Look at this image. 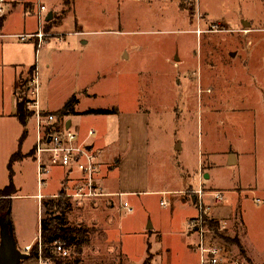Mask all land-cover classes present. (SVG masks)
Segmentation results:
<instances>
[{"label": "rangeland", "instance_id": "obj_1", "mask_svg": "<svg viewBox=\"0 0 264 264\" xmlns=\"http://www.w3.org/2000/svg\"><path fill=\"white\" fill-rule=\"evenodd\" d=\"M62 3L63 16L68 0ZM76 8L77 17L70 14L61 30L74 31L71 22L77 18L83 28L75 41L88 37L91 44L82 51H61L54 75L44 66L40 49V95L58 102L70 93L71 114L81 109L89 114L92 106L127 114L144 111L135 120L144 124L134 130L135 143L122 150L129 152L122 159V180L130 186L145 181L156 188H182L177 194L147 193L139 201L128 197L135 206L132 213L122 208V213L108 214L102 202L74 204L68 225L90 234L89 241L75 244L71 264H145L149 255V264L193 262L198 238L189 222L199 189L220 211L214 208L212 218L226 222L212 232L215 242L227 248L221 264H264V0H76ZM32 74L18 80L20 92ZM69 85L75 92L65 90ZM107 120L84 116L81 130L85 134L94 127V140L104 134ZM28 131L26 144L31 145L33 126ZM105 155L104 168L107 158L116 163L114 148ZM230 155L234 164H229ZM31 162L15 166L18 171L22 167L17 176L21 194L37 189ZM7 173L0 160V187L8 184ZM61 173L50 168L44 192L56 191ZM218 191L224 196L220 205L214 201ZM42 214L49 216L44 207ZM11 216L18 247L36 245L38 200L16 196ZM149 223L152 235L144 237L138 230ZM108 224L114 230L123 225L126 232H115L119 240L111 242ZM156 231L162 234L161 246H148Z\"/></svg>", "mask_w": 264, "mask_h": 264}, {"label": "crops", "instance_id": "obj_2", "mask_svg": "<svg viewBox=\"0 0 264 264\" xmlns=\"http://www.w3.org/2000/svg\"><path fill=\"white\" fill-rule=\"evenodd\" d=\"M108 1V0H107ZM39 4H44L46 6V12L44 13L45 22H44V29L46 32L50 33H58L61 34L62 39H59L57 36H50L51 38L47 40L38 47V39L33 37L28 40H21L16 35L22 33H32L37 31L38 25V10ZM64 4L62 0H5L4 8L5 13L0 16V140L3 142V148H0V160H2L3 168H6L7 173V182L8 184L4 185V187H0V199L6 198L5 196L1 195V191L5 189L10 182V174L12 172L13 175V183L15 185L16 192L11 197L13 199L16 196H29L35 197L38 200L39 209L41 213V220L43 216V207L44 202L49 199L57 200L59 198L66 199L67 202L70 204V209L66 213V219L69 211L73 207L74 204H83V203H91L99 204V203H106L108 206L105 207L107 209L108 214H113L114 211L118 210L119 213H122V208L127 210L128 212L132 213L135 210V206L131 202L128 197H137V200L144 196L145 194H177L179 193L180 189H165V188H156L151 187L149 182H142L137 184L138 186H130L124 183L122 180L121 171L122 168V159L124 156H127L128 153H122L126 147L132 146L135 143L133 141V137H135L134 130L137 127H144V124H140L136 122L137 117L141 115H145L144 111L139 110H132L129 114L125 113L124 111H119L117 109V113L113 114H92L84 112V109L77 111L76 114L66 115L63 118L66 119L68 127L76 130L79 134L80 140L86 139L88 135V131L93 129L96 134V130L94 127H89L88 131L85 134L81 130V119L84 116H88L89 118H96L97 116H105L107 118L106 130L103 135H98L94 140L91 138L92 135L88 139L89 146L98 151L99 154V168L95 173V180L96 182L102 187V189L107 193V195L96 197V198H70L67 197V192H71L77 187L79 184L85 181V175L76 167H64V166H53V169H61L62 175L60 177V183L56 191L53 192H44V189H39L38 186V174H37V163L34 159L35 153V141H36V121L32 114L27 120V123L23 125L21 120L18 117V103H19V93L20 90L17 87L18 80L22 78L28 77V75L32 72L35 66H38L39 74L41 76V69L38 62V54L40 53V49L43 48V64L47 68L48 73L54 75L56 71L54 68L55 63L59 62L57 60L60 52L63 50H77L80 47L81 51L82 48L88 47L91 44V38L83 37L79 38L78 43L75 41L74 35H80V31L83 28V25L78 23V19L71 24L75 23L74 31H63L61 28L66 24L68 21V17L70 14H74L77 17V8H76V0H68V8L69 10L65 12L62 16V11L64 9ZM104 6V5H103ZM52 14L51 19L47 20L49 14ZM63 33L70 35L71 33L73 36L71 38H67L68 36L62 35ZM77 44V46H76ZM75 70V69H72ZM53 80L52 78L50 79ZM68 80V79H66ZM70 83V81H68ZM75 85V82H71V84ZM53 85V83H52ZM73 85H69V89H65L69 92H75L76 87ZM41 86V85H40ZM86 87H80L79 90H82ZM70 93H67L65 97L61 99V101L53 102L50 97L46 98L41 95L42 100V108L45 112L55 113L63 108L66 102L69 100ZM82 105V104H81ZM94 109L98 108H107L109 107H100V106H92ZM76 117V118H75ZM123 119L121 120V118ZM125 117H129L128 120H124ZM60 119V118H58ZM77 122L74 123V120ZM132 119V120H131ZM29 125L33 126L34 133H35V140L34 143L31 145H27L26 141L28 136L30 135V131H28ZM138 130V129H137ZM25 133L24 138H22L23 134ZM143 136L145 133L143 132ZM22 138V139H21ZM125 144V148H124ZM114 148L117 151L118 159L116 160L115 164H110L111 160L107 158V167L104 168L103 158L107 157L104 154L109 151V149ZM106 151V152H105ZM19 152L20 155L16 160L12 162L11 170L9 169V163L13 154ZM116 154V152H115ZM120 156V157H119ZM31 157V158H28ZM31 159V163L35 167V174H36V191L27 194L19 193L20 187L17 181V176L21 172L23 166L21 164L20 170H15V166L18 163L25 162V160ZM234 162L236 161L235 158ZM234 164V163H233ZM19 172V173H18ZM48 176L46 177L47 182ZM6 180V179H5ZM190 185V184H189ZM42 194L43 197L41 199L38 198V195ZM178 197V196H177ZM87 200V201H84ZM176 200L181 201L178 197ZM226 200V199H225ZM229 200V199H228ZM124 202H128L132 211H129L127 208L124 207ZM163 202H161L162 204ZM219 206V205H218ZM195 207V205H193ZM232 206L229 208L231 210ZM42 209V212H41ZM45 209V207H44ZM115 209V210H114ZM196 209V207H195ZM46 210V209H45ZM217 213V207L215 208ZM222 212V211H221ZM197 213V211H196ZM224 213H228V211H224ZM196 214L191 216L193 218ZM97 216V215H96ZM94 216V217H96ZM12 217V216H11ZM189 218V219H190ZM188 219V220H189ZM123 225L117 226V229L114 230L110 228L111 226L108 224L106 225V235L109 238V241L113 242L115 240H119L118 235L115 236V232L122 234L126 232V229L122 227ZM120 227V228H118ZM154 225L149 223L148 225H144L143 229H139L138 232H143L146 235H152ZM41 221L39 223V235H41ZM148 233V234H147ZM14 235L16 238V232L14 228ZM162 234L156 231L154 241L148 239V246H155L158 244L161 246ZM115 238V239H114ZM39 239V236L37 240ZM17 243L18 239L16 238ZM121 243V241H120ZM19 246V243H18ZM27 247V246H26ZM24 247L21 249L22 251L26 248ZM191 249V248H190ZM193 249L190 250V252ZM195 250L197 257L195 260L189 264H198L199 263V254L196 249ZM24 252V251H23ZM71 258L69 259H61L57 262V264H71Z\"/></svg>", "mask_w": 264, "mask_h": 264}, {"label": "built area", "instance_id": "obj_3", "mask_svg": "<svg viewBox=\"0 0 264 264\" xmlns=\"http://www.w3.org/2000/svg\"><path fill=\"white\" fill-rule=\"evenodd\" d=\"M5 0H0V16L5 12ZM46 6L39 4L38 29L32 33H22L16 36L21 40H28L33 37L38 39V47L46 41L47 36L53 33L44 29ZM62 39L61 35H57ZM19 98L24 100L36 121V141L34 159L37 163L38 186L39 189L46 185V176L53 166H64L73 168L76 166L84 175L85 181L79 184L66 196L70 198H96L107 195L102 187L95 180V173L99 168V152L92 149L87 142L95 134L93 129L88 131L86 139L80 140L76 130L68 127L64 118L58 119L54 113L45 112L41 106L40 95V74L38 66L33 69L29 86L19 93ZM198 199L195 203L196 215L190 220V227L197 235L196 249L199 254L198 264H221V260L226 258L227 248L216 243L212 232L214 227L210 221L221 223L225 228L226 222L212 218V211L215 205L208 203L202 189L197 190ZM42 194L38 195L41 199ZM216 204H221L224 196L221 191L214 194ZM124 207L132 211L128 202H124ZM215 231V230H214ZM76 246H67L65 242L55 240L44 245L41 235H39L36 245L27 246L23 251L29 254V259L21 264H57L61 259H69L76 252Z\"/></svg>", "mask_w": 264, "mask_h": 264}, {"label": "trees", "instance_id": "obj_4", "mask_svg": "<svg viewBox=\"0 0 264 264\" xmlns=\"http://www.w3.org/2000/svg\"><path fill=\"white\" fill-rule=\"evenodd\" d=\"M24 100L19 98L18 103V117L21 122L24 124L27 123L29 118V114L27 110H25ZM72 99H69L63 108L54 114L58 118H63L66 115H70L74 113L72 107ZM116 109H107V108H98L94 110H90V113L96 114H113L117 113ZM25 133L22 138H24ZM21 138V139H22ZM19 152L13 154L11 161L9 163V169L11 170L12 162L16 160L20 155ZM16 189L13 183V175L12 172L10 174V182L9 185L1 191V195L6 198L0 199V220L4 218H8L10 222V228L13 229V223L11 220V206L12 200L11 197L15 194ZM44 207L46 209V214L49 213L48 217H43L41 220V238L44 245L54 242L55 240H60L65 242L67 246H75L77 243L81 245L82 243L89 241V230L77 228L75 226H70L66 220V213L70 209V204L66 199L59 198L57 200L49 199L44 202ZM218 222L210 221V225L215 227ZM243 248L242 246H239ZM151 256L149 255L145 261V264H149ZM60 263V261H59Z\"/></svg>", "mask_w": 264, "mask_h": 264}, {"label": "water", "instance_id": "obj_5", "mask_svg": "<svg viewBox=\"0 0 264 264\" xmlns=\"http://www.w3.org/2000/svg\"><path fill=\"white\" fill-rule=\"evenodd\" d=\"M50 13L47 20L51 19ZM180 146H178L179 148ZM234 156L230 155L229 164L234 163ZM207 177V175H205ZM29 259V254L24 253L19 247L14 235V231L10 228L8 218L0 220V264H21Z\"/></svg>", "mask_w": 264, "mask_h": 264}]
</instances>
